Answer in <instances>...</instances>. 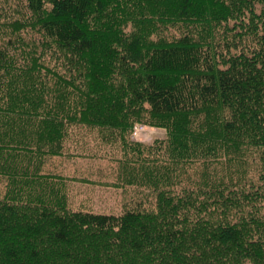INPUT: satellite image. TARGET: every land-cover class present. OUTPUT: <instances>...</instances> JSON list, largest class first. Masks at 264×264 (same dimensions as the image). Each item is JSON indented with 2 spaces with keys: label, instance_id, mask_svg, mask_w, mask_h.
Returning <instances> with one entry per match:
<instances>
[{
  "label": "trees",
  "instance_id": "1",
  "mask_svg": "<svg viewBox=\"0 0 264 264\" xmlns=\"http://www.w3.org/2000/svg\"><path fill=\"white\" fill-rule=\"evenodd\" d=\"M80 127L119 215L68 207ZM0 264H264V0H0Z\"/></svg>",
  "mask_w": 264,
  "mask_h": 264
},
{
  "label": "rangeland",
  "instance_id": "2",
  "mask_svg": "<svg viewBox=\"0 0 264 264\" xmlns=\"http://www.w3.org/2000/svg\"><path fill=\"white\" fill-rule=\"evenodd\" d=\"M83 128H77L79 130L72 133L81 140L80 146L73 143L67 149L74 155L68 156L67 153L60 159L52 160L51 166L67 178V204L73 210L119 215L136 200L141 187L126 185L119 178L117 145H102L99 148L97 135ZM135 131L137 134L131 139L146 144L164 136V130L146 125L137 127ZM109 156L112 158L109 159ZM48 167L47 163L45 168Z\"/></svg>",
  "mask_w": 264,
  "mask_h": 264
},
{
  "label": "bare ground",
  "instance_id": "3",
  "mask_svg": "<svg viewBox=\"0 0 264 264\" xmlns=\"http://www.w3.org/2000/svg\"><path fill=\"white\" fill-rule=\"evenodd\" d=\"M139 126H141V125H134V127H133V129H132V132H131V134H130V139L133 137V135H136L137 134V132L135 131V129L137 128V127H139ZM132 140V139H131ZM68 207H69V205H68ZM70 209H72L71 207H69ZM73 210V209H72Z\"/></svg>",
  "mask_w": 264,
  "mask_h": 264
}]
</instances>
